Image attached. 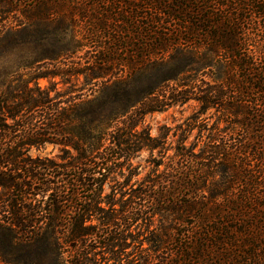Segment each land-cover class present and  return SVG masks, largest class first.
I'll return each instance as SVG.
<instances>
[{
	"label": "trees",
	"instance_id": "1",
	"mask_svg": "<svg viewBox=\"0 0 264 264\" xmlns=\"http://www.w3.org/2000/svg\"><path fill=\"white\" fill-rule=\"evenodd\" d=\"M189 101L212 145L117 208L142 118ZM109 263L264 264V0H0V264Z\"/></svg>",
	"mask_w": 264,
	"mask_h": 264
},
{
	"label": "rangeland",
	"instance_id": "2",
	"mask_svg": "<svg viewBox=\"0 0 264 264\" xmlns=\"http://www.w3.org/2000/svg\"><path fill=\"white\" fill-rule=\"evenodd\" d=\"M78 80V86L84 83L83 77ZM58 81V79L55 80V82ZM40 84L49 87L47 81H41ZM67 86L54 84L51 88L62 92L67 89ZM198 109L197 102L189 101L184 105H175L164 111L149 113L142 118L137 131L140 132L144 129L147 135L152 138L153 144H158V147L155 149L146 148L135 153L131 160L132 168L126 166L121 173L117 172L107 181L104 195L113 198L117 208L119 201L128 197L131 188H136L139 183L155 173L163 174L177 168V163H181L177 156L178 148H185L187 155H191L193 152L199 153L200 149H207L212 145L208 144L207 136L213 134L214 126H219L220 131L222 130L224 123L220 121L221 115L215 110H209L194 122L191 118ZM223 135L224 133L220 132L219 138ZM60 151L61 148L58 146L45 145L39 150L31 149L29 155L32 158L59 161ZM107 197L105 199L108 200ZM126 252H130V249H127Z\"/></svg>",
	"mask_w": 264,
	"mask_h": 264
}]
</instances>
